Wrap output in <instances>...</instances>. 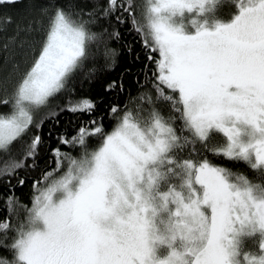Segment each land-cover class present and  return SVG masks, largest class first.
Returning <instances> with one entry per match:
<instances>
[{"label": "snow or ice", "instance_id": "obj_1", "mask_svg": "<svg viewBox=\"0 0 264 264\" xmlns=\"http://www.w3.org/2000/svg\"><path fill=\"white\" fill-rule=\"evenodd\" d=\"M14 4L0 0L5 24ZM39 12L24 66L0 80V264H264V0H46ZM125 23L141 68L78 93L115 69ZM101 45L104 63L84 72ZM41 155L54 167L30 175Z\"/></svg>", "mask_w": 264, "mask_h": 264}, {"label": "trees", "instance_id": "obj_2", "mask_svg": "<svg viewBox=\"0 0 264 264\" xmlns=\"http://www.w3.org/2000/svg\"><path fill=\"white\" fill-rule=\"evenodd\" d=\"M46 0H15V4L12 5L7 9L12 16L11 23L5 24L3 19H0V80H3L5 77H9L10 74L13 73V65L16 62H20L21 66L23 67L24 64V51L25 48L21 46V41L24 42L26 45L28 41L31 39L32 34L29 33L26 29V25L28 24L29 20L33 17L39 16V6L45 3ZM87 6L91 7L94 5L95 0H86ZM19 26V27H18ZM131 25L129 23H125L122 27H120L121 32V39L117 41L113 38L110 41V47H115L119 49L118 52V63L115 69H104L103 74L101 75L100 79L89 83L87 80L84 81V86L82 88H78V93L80 94H90L99 92L101 89V82L115 78L121 72H126L128 67H132L135 70H139L142 66V62L145 59V53L143 51V46L141 41L138 39V34L132 30L130 31ZM18 33V34H17ZM15 36V41L9 39V37ZM7 43L8 48L5 49L3 45ZM131 46L133 51L130 53L127 48ZM135 53H139V59L135 58ZM92 63H96L98 65H102L104 63V55H103V45L99 51H97L96 57L94 60H90L86 65L85 69L83 70L86 72L89 67H91ZM144 73H140V79H143ZM124 83L125 85L130 88L131 94L134 96L137 91V85L134 83V77L131 74H126L124 76ZM126 98L125 96H121V102ZM7 109L4 106H0V111H6ZM64 117L62 116V121ZM107 120V117H105ZM50 121H46L44 124V130L47 131ZM56 143L55 140L52 141L54 145ZM14 145V150H15ZM42 152L46 150L42 147ZM47 155H41L38 160V167L35 170H30V175H36L42 168L47 167H54V164H47ZM6 159L5 156L0 154V163H2ZM236 167H240L245 172H247L250 176L252 172L243 164L236 165ZM24 170H21L23 174ZM30 182L26 184L23 188L17 187L16 193L20 196V198L28 202L30 199ZM0 191H3L0 188ZM5 214L4 203L0 200V216ZM247 246L249 248H256V245L253 244L251 240H248ZM0 251H3L0 249Z\"/></svg>", "mask_w": 264, "mask_h": 264}]
</instances>
